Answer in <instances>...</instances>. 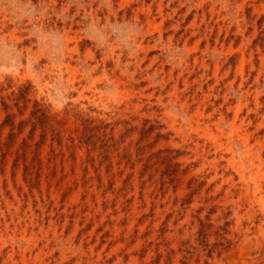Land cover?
Instances as JSON below:
<instances>
[{"label":"rangeland","instance_id":"rangeland-1","mask_svg":"<svg viewBox=\"0 0 264 264\" xmlns=\"http://www.w3.org/2000/svg\"><path fill=\"white\" fill-rule=\"evenodd\" d=\"M0 264H264V0H0Z\"/></svg>","mask_w":264,"mask_h":264}]
</instances>
